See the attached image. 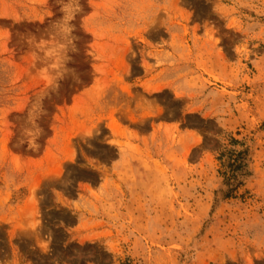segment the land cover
<instances>
[{
    "label": "rangeland",
    "instance_id": "374dc122",
    "mask_svg": "<svg viewBox=\"0 0 264 264\" xmlns=\"http://www.w3.org/2000/svg\"><path fill=\"white\" fill-rule=\"evenodd\" d=\"M82 3L30 152L24 38L60 13L0 0V264H264V0Z\"/></svg>",
    "mask_w": 264,
    "mask_h": 264
},
{
    "label": "clouds",
    "instance_id": "9594fccd",
    "mask_svg": "<svg viewBox=\"0 0 264 264\" xmlns=\"http://www.w3.org/2000/svg\"><path fill=\"white\" fill-rule=\"evenodd\" d=\"M54 2L60 15L48 25L46 34L40 36L30 34L24 38L33 60L35 75L46 85L42 93L35 97L28 107L23 117V127L20 128L16 141L18 148L30 152L40 151L42 146L40 141L45 136V129L41 124L42 119L48 115L44 100L58 93L61 83L65 80H71L73 84L80 83L79 73L72 65L74 56L80 52L78 45L80 37L76 35L77 25L74 21L78 16L81 17L80 28L84 30L83 3L82 0H54ZM85 55L87 56L88 53L86 52ZM132 55L134 57L135 53ZM99 135V130L94 128L90 132H82L80 138L87 147L94 148L90 140ZM209 135L215 134L209 133ZM103 142L110 144L107 137ZM64 183L67 186L71 184V180H66Z\"/></svg>",
    "mask_w": 264,
    "mask_h": 264
},
{
    "label": "trees",
    "instance_id": "16d2710c",
    "mask_svg": "<svg viewBox=\"0 0 264 264\" xmlns=\"http://www.w3.org/2000/svg\"><path fill=\"white\" fill-rule=\"evenodd\" d=\"M237 163H238V161H237Z\"/></svg>",
    "mask_w": 264,
    "mask_h": 264
}]
</instances>
